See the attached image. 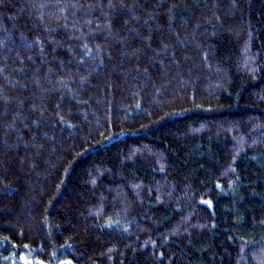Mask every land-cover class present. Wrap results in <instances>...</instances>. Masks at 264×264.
<instances>
[{
  "label": "trees",
  "instance_id": "obj_1",
  "mask_svg": "<svg viewBox=\"0 0 264 264\" xmlns=\"http://www.w3.org/2000/svg\"><path fill=\"white\" fill-rule=\"evenodd\" d=\"M0 264H264V0H0Z\"/></svg>",
  "mask_w": 264,
  "mask_h": 264
}]
</instances>
